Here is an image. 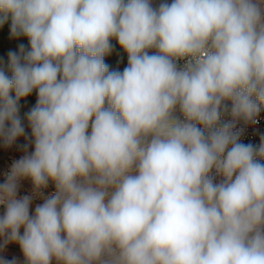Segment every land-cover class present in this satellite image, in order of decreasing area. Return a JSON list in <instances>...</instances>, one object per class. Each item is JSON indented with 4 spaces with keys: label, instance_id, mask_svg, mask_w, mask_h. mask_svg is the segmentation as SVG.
<instances>
[{
    "label": "clouds",
    "instance_id": "clouds-1",
    "mask_svg": "<svg viewBox=\"0 0 264 264\" xmlns=\"http://www.w3.org/2000/svg\"><path fill=\"white\" fill-rule=\"evenodd\" d=\"M9 22L28 43L0 69V145L27 143L0 264L10 244L23 264H264V136L241 139L264 111V0H0Z\"/></svg>",
    "mask_w": 264,
    "mask_h": 264
},
{
    "label": "rangeland",
    "instance_id": "rangeland-1",
    "mask_svg": "<svg viewBox=\"0 0 264 264\" xmlns=\"http://www.w3.org/2000/svg\"><path fill=\"white\" fill-rule=\"evenodd\" d=\"M155 2V0H154ZM9 26L10 22L0 26V69L4 70L6 74L10 73L7 69L8 64V52L9 50L16 51L17 46L21 43L27 45L26 38H18L13 39L9 35ZM113 44L116 45L115 51L105 57L106 63L110 66L112 70H120L122 71L124 67L127 65V56L123 53L122 49H120L119 45L113 41ZM36 100L35 93L31 96L22 99L20 101V112L19 115L24 123L26 133L30 136V128L27 126V121L25 119V114L34 106ZM27 143L24 137H21L17 140L16 144H14L11 148L5 149L2 145H0V182H3L4 173L8 171L12 162L16 159H19L20 156L24 154L20 145ZM28 151H32V147L29 146ZM32 190V185L30 181H22L19 195L30 194ZM54 191V186L50 184V186L45 190V194L51 193ZM42 203V200L36 199L33 201L32 209L34 210L35 204ZM3 213V207H0V214ZM4 256L8 259L16 258L20 264H23V256L18 247V245L10 244L6 251L3 253Z\"/></svg>",
    "mask_w": 264,
    "mask_h": 264
},
{
    "label": "built area",
    "instance_id": "built-area-1",
    "mask_svg": "<svg viewBox=\"0 0 264 264\" xmlns=\"http://www.w3.org/2000/svg\"><path fill=\"white\" fill-rule=\"evenodd\" d=\"M155 3H159V0H155ZM259 122L255 125H239L244 127V134L242 136V142L252 143L258 145L260 143L261 136H264V111L260 113L258 118Z\"/></svg>",
    "mask_w": 264,
    "mask_h": 264
}]
</instances>
